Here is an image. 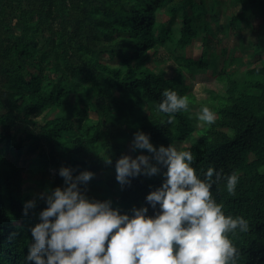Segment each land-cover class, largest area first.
Masks as SVG:
<instances>
[{
    "label": "trees",
    "instance_id": "1",
    "mask_svg": "<svg viewBox=\"0 0 264 264\" xmlns=\"http://www.w3.org/2000/svg\"><path fill=\"white\" fill-rule=\"evenodd\" d=\"M238 1L241 10L229 26L252 17L264 36V0ZM223 2L0 0V264H34L26 260L30 228L47 206L38 197L64 187L61 166L75 169L74 176L95 174L81 185L89 199L111 200L121 214L147 207L154 215L146 196L161 186L162 175H140L123 189L115 178L116 160L128 148L133 158L150 155L131 151L137 131L157 148L173 144L191 151L201 179L209 167L238 175L235 195L224 181L213 185L212 196L225 215L249 222L248 232L230 235L241 253L237 264H264V45L253 47L257 63L242 77L220 74L226 92L212 109L216 122L202 128L191 114L194 98L186 92L184 73L169 76L151 55L172 44L187 69L206 66L193 59L194 45L210 38V18ZM161 12L166 20L158 18ZM165 89L189 101L188 111L174 114L171 124L161 123L168 116L155 110ZM33 155L41 169L35 190L27 188L26 172ZM33 199L36 207L23 215L25 202Z\"/></svg>",
    "mask_w": 264,
    "mask_h": 264
},
{
    "label": "clouds",
    "instance_id": "2",
    "mask_svg": "<svg viewBox=\"0 0 264 264\" xmlns=\"http://www.w3.org/2000/svg\"><path fill=\"white\" fill-rule=\"evenodd\" d=\"M188 108L187 96L168 89L155 106L156 112L168 116L161 123L168 124L174 114ZM197 119L211 126L216 114L204 106ZM130 147L150 155H122L115 163V178L123 189L140 175H162L161 186L146 196L154 215L147 214V207L121 214L111 200L89 199L81 185L86 186L95 174L84 170L74 176L75 169L61 166L58 174L64 187L39 194L47 206L38 214L40 222L30 228L26 260L34 264H237L241 253L230 235L248 232L249 222L243 216L225 215L211 189L226 181L228 194L235 195L238 175L224 176L209 167L201 179L191 166V151L173 144L157 148L142 131L134 133ZM105 163L111 165V158ZM36 203V199L26 201L23 215Z\"/></svg>",
    "mask_w": 264,
    "mask_h": 264
},
{
    "label": "rangeland",
    "instance_id": "3",
    "mask_svg": "<svg viewBox=\"0 0 264 264\" xmlns=\"http://www.w3.org/2000/svg\"><path fill=\"white\" fill-rule=\"evenodd\" d=\"M211 3L213 4V1ZM240 10L241 3L238 0H224L222 7L218 9L217 17L210 18V38L207 41L198 40L192 54L194 60H203L206 66L195 65L193 69H187L183 66V60L178 59L182 52L172 44L160 45L157 50H151L152 61L158 63L157 69L164 68L169 76L176 75L179 69L184 73L187 84L186 92L194 98L191 114L196 117L198 128L206 125L197 119L200 109L207 106L212 110L219 96L226 92L227 83L220 74L223 71H233L238 77H242L250 67H254L257 63L256 55L252 52L253 47L259 43L264 45V36L259 35L257 31L256 19L250 17L245 23L235 27L229 26L232 16L238 14ZM158 18L166 20L167 14L161 12ZM180 36L178 31L174 40L177 41ZM256 78L262 77L257 76ZM146 107L148 104L145 105ZM188 142L185 141L184 145L187 146ZM127 152L132 156L129 148ZM31 161L32 163L26 166L29 180L27 188L35 190V183L40 176L41 169L38 167L36 156L33 155ZM260 171L264 174V166ZM53 176L54 173L51 177Z\"/></svg>",
    "mask_w": 264,
    "mask_h": 264
}]
</instances>
